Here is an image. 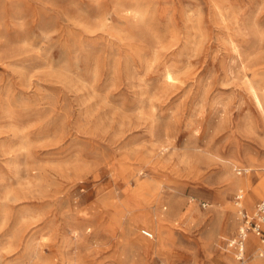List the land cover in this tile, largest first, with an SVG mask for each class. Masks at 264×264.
<instances>
[{"label": "rangeland", "instance_id": "obj_1", "mask_svg": "<svg viewBox=\"0 0 264 264\" xmlns=\"http://www.w3.org/2000/svg\"><path fill=\"white\" fill-rule=\"evenodd\" d=\"M253 90L264 0H0V264H233Z\"/></svg>", "mask_w": 264, "mask_h": 264}, {"label": "built area", "instance_id": "obj_2", "mask_svg": "<svg viewBox=\"0 0 264 264\" xmlns=\"http://www.w3.org/2000/svg\"><path fill=\"white\" fill-rule=\"evenodd\" d=\"M242 197V192L238 190L235 193V202L238 204L239 225L236 232L226 240L227 247L234 254L233 264L244 262L246 240L250 234L258 236L261 245L257 247V252L264 257V197L256 202L251 214L240 205ZM141 232L149 238L153 237V232L148 229H142Z\"/></svg>", "mask_w": 264, "mask_h": 264}, {"label": "bare ground", "instance_id": "obj_3", "mask_svg": "<svg viewBox=\"0 0 264 264\" xmlns=\"http://www.w3.org/2000/svg\"><path fill=\"white\" fill-rule=\"evenodd\" d=\"M252 94H253V100H254V103H255L256 107L260 111V114L262 115V117H264V96L259 94L256 90H253ZM262 167H264V165L260 166L259 168H262ZM259 168H257V169H259ZM245 170H247V168ZM248 180H249V176H246L245 179H241L240 178V179L236 180L235 183L240 186L239 187L240 191H243L242 186L245 185L246 182H248ZM258 185L264 186V175H261L259 177V180H258L257 184L250 189V193H249L250 196H255V195H257L259 193L260 190L258 188ZM164 216H165V213L163 211H159L156 214V217H157L156 219H157V221L160 222V227L162 225V221L164 219ZM249 238H250V236L247 237L246 244H247V241L249 240ZM251 241H252L253 244H255V245L257 244V246L261 245V243L258 240L256 241L255 237L251 238ZM134 243H135V245H139L140 247H143L144 245L148 244L146 242H143V240L142 241L136 240ZM222 258L230 259V257L229 258L228 257H222ZM249 264H264V257H262V259L258 258V256H257V258H252V260L250 261Z\"/></svg>", "mask_w": 264, "mask_h": 264}, {"label": "crops", "instance_id": "obj_4", "mask_svg": "<svg viewBox=\"0 0 264 264\" xmlns=\"http://www.w3.org/2000/svg\"><path fill=\"white\" fill-rule=\"evenodd\" d=\"M249 236H250V238H251V236H252V238H253V237H256V238L258 239V236L255 235V234H250ZM250 238H249V239H250Z\"/></svg>", "mask_w": 264, "mask_h": 264}]
</instances>
